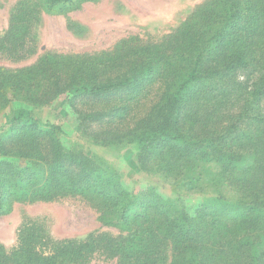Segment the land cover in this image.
Listing matches in <instances>:
<instances>
[{
  "label": "trees",
  "instance_id": "obj_1",
  "mask_svg": "<svg viewBox=\"0 0 264 264\" xmlns=\"http://www.w3.org/2000/svg\"><path fill=\"white\" fill-rule=\"evenodd\" d=\"M90 1H21L0 43L24 44L37 10L54 15ZM60 96L96 144L135 142L141 168L186 177L191 189L200 165L214 162L219 169L206 175L234 199L208 197L189 212L153 188L128 191L114 167L66 146L58 124L34 115L31 107ZM14 100L29 107H12L0 129V216L14 202L80 197L102 225L128 236L100 233L45 254L35 226H24L12 251L0 243V264H88L94 252L159 264L166 243L167 264H264V0H203L158 42L131 36L108 50L0 65V110Z\"/></svg>",
  "mask_w": 264,
  "mask_h": 264
},
{
  "label": "rangeland",
  "instance_id": "obj_2",
  "mask_svg": "<svg viewBox=\"0 0 264 264\" xmlns=\"http://www.w3.org/2000/svg\"><path fill=\"white\" fill-rule=\"evenodd\" d=\"M21 1L33 3V0H0V40L9 34L11 12ZM202 1L94 0L83 3L78 9L54 15L37 10L34 14L37 25L28 29L24 44L12 50L6 41L4 46L0 43V65L10 68L26 66L45 52L108 50L131 36H138L143 43L158 42L172 33ZM29 33L34 37H29ZM19 106L29 107L14 100L0 110V129L12 107ZM31 108L39 119L51 120L61 127V140L66 146L83 149L103 160L105 166L114 167L122 184L132 193H140L150 187L189 212H193L208 197L223 195L227 199H234V193L227 185H216L211 181L210 174L219 169L214 162L200 165L198 171L203 175L202 181L197 188L191 189L182 184L186 177L178 180L141 168L138 163L140 148L135 142L126 140L117 144L98 145L91 137L81 134L77 130L72 109L61 96L48 104ZM207 172L211 173L206 175ZM30 225L35 226L39 236L37 249L45 254L50 253L59 242L85 241L100 233H108L116 240L128 236L102 225L95 209L80 197L14 202L9 213L0 216V243L6 252L18 245L19 229ZM162 251L159 264H167L170 260V245H163ZM88 264H117V260L102 252H94Z\"/></svg>",
  "mask_w": 264,
  "mask_h": 264
}]
</instances>
